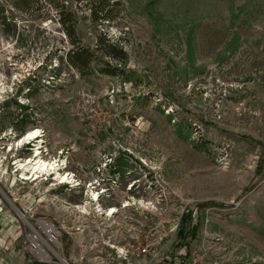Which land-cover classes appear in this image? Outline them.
<instances>
[{"label":"rangeland","instance_id":"1","mask_svg":"<svg viewBox=\"0 0 264 264\" xmlns=\"http://www.w3.org/2000/svg\"><path fill=\"white\" fill-rule=\"evenodd\" d=\"M3 15L0 264H264V0H0ZM59 17L91 47L119 41L129 80L67 66ZM38 145L69 182L22 178Z\"/></svg>","mask_w":264,"mask_h":264},{"label":"trees","instance_id":"2","mask_svg":"<svg viewBox=\"0 0 264 264\" xmlns=\"http://www.w3.org/2000/svg\"><path fill=\"white\" fill-rule=\"evenodd\" d=\"M60 22L63 25V29L70 38L72 47L69 48L64 56V62L67 66L73 68L80 76H88L96 74H104L108 76H120L123 80H129L130 74L125 70L127 63V54L122 46L119 45V41L112 40L110 38L98 37L95 42V47H91L90 44L82 43L80 39L74 38V25H67V21L64 18L59 17ZM2 24H7L6 17L3 15L0 18ZM27 89L25 94L28 96L33 92L30 82H26L23 88ZM6 102V103H5ZM16 105L15 111L8 112L9 124H14L16 117L19 115L21 119L25 116V111H28V106L22 105L14 101ZM9 106V101L1 103L3 107ZM0 106V107H1ZM23 110L24 113H16ZM17 110V111H16ZM208 204H200L199 206L204 207ZM193 220L192 213L187 211L181 215V225L177 229V237L182 238L184 243H189L196 235L197 223L190 225L189 227L183 224L191 223Z\"/></svg>","mask_w":264,"mask_h":264},{"label":"bare ground","instance_id":"3","mask_svg":"<svg viewBox=\"0 0 264 264\" xmlns=\"http://www.w3.org/2000/svg\"><path fill=\"white\" fill-rule=\"evenodd\" d=\"M40 135H41L40 130L38 128H34V129H31V130L25 132L22 136H19L13 142V144L18 146V147H22V145H24L25 143L31 142L34 139H38ZM41 141L42 140H40L39 142H41ZM35 149H34L35 152L33 151L32 152L33 154L30 157L24 159L21 163H18V169H23L25 166L27 167L26 168L27 169L26 174H24V176H22V178H24V179L29 178V179L36 180V179L40 178V176H42V175H47V174L50 175L53 173V174H55V179H57L60 183L69 182L68 174H60L59 173V168H58L59 163H54L53 161L42 159L40 156L39 145ZM114 210H115L114 207L111 208L109 210V214L113 213ZM38 225L44 230V232L47 234V236L49 238H51V240H52L53 238L51 237V233L54 231V227L52 225L47 224V223L42 222V221L41 222L39 221ZM33 242L38 247L42 257L44 259H48L49 257H48L47 252L39 244H37L35 241H33ZM53 242L57 243V241L54 239H53ZM46 244H47V246L50 247V245L47 242H46Z\"/></svg>","mask_w":264,"mask_h":264},{"label":"built area","instance_id":"4","mask_svg":"<svg viewBox=\"0 0 264 264\" xmlns=\"http://www.w3.org/2000/svg\"><path fill=\"white\" fill-rule=\"evenodd\" d=\"M13 76V75H12ZM15 77H12V79H14ZM17 80V79H16ZM19 84H20V82H19ZM7 86H9V90L10 91H13V87H12V84H8ZM4 97V98H3ZM5 95H3V92H2V90H1V88H0V103H2V102H4V101H6L5 100ZM4 100V101H3ZM0 106H1V104H0Z\"/></svg>","mask_w":264,"mask_h":264}]
</instances>
